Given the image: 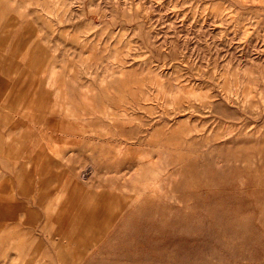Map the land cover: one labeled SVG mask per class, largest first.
I'll list each match as a JSON object with an SVG mask.
<instances>
[{
    "label": "rangeland",
    "instance_id": "obj_1",
    "mask_svg": "<svg viewBox=\"0 0 264 264\" xmlns=\"http://www.w3.org/2000/svg\"><path fill=\"white\" fill-rule=\"evenodd\" d=\"M0 77L88 160H0V264H264V0H0Z\"/></svg>",
    "mask_w": 264,
    "mask_h": 264
},
{
    "label": "crops",
    "instance_id": "obj_2",
    "mask_svg": "<svg viewBox=\"0 0 264 264\" xmlns=\"http://www.w3.org/2000/svg\"><path fill=\"white\" fill-rule=\"evenodd\" d=\"M12 81L0 77V160H15L16 181L25 179V164L37 166L36 164L42 160H47L48 166L52 167L49 172L51 177L47 179L53 180L56 178L54 175H57L64 182H71L72 160H84L79 173L88 166V160L73 157L71 147L73 135L63 128L65 125H61L63 120L61 115L57 114V110L60 109L52 98L46 97L37 98L32 104L27 103L25 108L24 93L8 91L7 86L14 84ZM28 117L34 119L29 120ZM29 133L32 134L29 136ZM11 134H15V137L12 138ZM24 148L30 151L26 159ZM57 163L61 168L59 167L56 173ZM57 195H60V191L54 192L52 197L55 198ZM86 195L87 193L84 194L81 189L76 192L66 187L62 194L67 197L64 205H72L73 210L79 212L82 208L81 200Z\"/></svg>",
    "mask_w": 264,
    "mask_h": 264
},
{
    "label": "bare ground",
    "instance_id": "obj_3",
    "mask_svg": "<svg viewBox=\"0 0 264 264\" xmlns=\"http://www.w3.org/2000/svg\"><path fill=\"white\" fill-rule=\"evenodd\" d=\"M175 142V141H174ZM180 143V142H179Z\"/></svg>",
    "mask_w": 264,
    "mask_h": 264
}]
</instances>
